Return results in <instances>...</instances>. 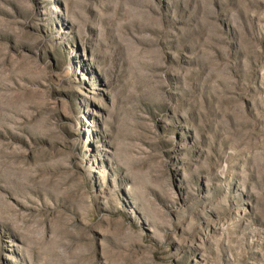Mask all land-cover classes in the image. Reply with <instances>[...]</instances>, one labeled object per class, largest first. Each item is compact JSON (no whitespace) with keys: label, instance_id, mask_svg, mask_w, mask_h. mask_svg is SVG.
I'll list each match as a JSON object with an SVG mask.
<instances>
[{"label":"rangeland","instance_id":"374dc122","mask_svg":"<svg viewBox=\"0 0 264 264\" xmlns=\"http://www.w3.org/2000/svg\"><path fill=\"white\" fill-rule=\"evenodd\" d=\"M0 264H264V0H0Z\"/></svg>","mask_w":264,"mask_h":264}]
</instances>
